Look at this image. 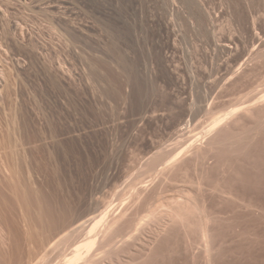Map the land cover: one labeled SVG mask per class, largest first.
<instances>
[{
  "label": "rangeland",
  "instance_id": "374dc122",
  "mask_svg": "<svg viewBox=\"0 0 264 264\" xmlns=\"http://www.w3.org/2000/svg\"><path fill=\"white\" fill-rule=\"evenodd\" d=\"M263 93L264 0H0V264H264Z\"/></svg>",
  "mask_w": 264,
  "mask_h": 264
},
{
  "label": "bare ground",
  "instance_id": "6f19581e",
  "mask_svg": "<svg viewBox=\"0 0 264 264\" xmlns=\"http://www.w3.org/2000/svg\"><path fill=\"white\" fill-rule=\"evenodd\" d=\"M188 3H189V1H188ZM195 3H196V1H195ZM197 4H198V2H197ZM194 5H196V4H194ZM200 5L198 4V6H200ZM259 98H261V100L263 99V101H264V93ZM259 98H258V100H259ZM253 103H255V102H253ZM227 115H228V113L225 114L224 116H220V118H218V120H214V122H212V124H217L219 121L224 119ZM208 130H210V128ZM123 197H124V193H123ZM127 198H129V197H127ZM124 202H126V200H124ZM124 202H122V204H124ZM108 208H110V206ZM108 208H106V210H104L103 213L101 211L100 212L101 214L98 218L97 217L94 218L96 215H94V217H91L92 222H90V223L88 222L89 225L86 228L84 226L85 231L82 234V236L80 235L81 238L79 236V238H80L79 240L75 239L74 242H71L72 240L69 239V240H71V241H69V242H71L69 249H68L69 251L66 250L68 252L67 253L65 252V254L63 253L62 258L59 259V260H61L60 264H96L97 263L98 259L100 258L101 254L104 251V247H101L102 236L104 237L105 234L112 228L113 224L115 223V220L112 222L109 221L108 217H110L111 215L109 216L110 212H109ZM69 213H67V214L64 213V214L57 216V219H56L57 222L56 223L58 225H63V226L65 224L66 225L68 224V226H66V227H69V225H71L72 222L74 221V220H72V217ZM57 215H58V213H57ZM120 215H123V212ZM91 218H90V220H91ZM53 223L51 225H53ZM73 226H74V224H73ZM78 228H80V227H78ZM78 228H76V229H78ZM79 234H80V231H79ZM67 237H66L65 241L68 240ZM68 238H70V237H68ZM58 263L56 262V264H58Z\"/></svg>",
  "mask_w": 264,
  "mask_h": 264
}]
</instances>
